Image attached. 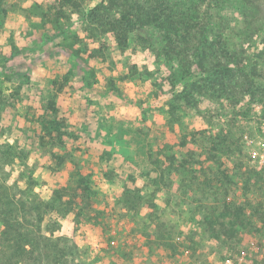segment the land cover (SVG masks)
<instances>
[{"label":"rangeland","instance_id":"1","mask_svg":"<svg viewBox=\"0 0 264 264\" xmlns=\"http://www.w3.org/2000/svg\"><path fill=\"white\" fill-rule=\"evenodd\" d=\"M53 1L0 0V144L24 151L20 186L33 178L32 200L37 194L50 202L54 188H70L82 174L90 189L79 199L82 219L48 214L43 227L61 224L55 235L75 246L71 264H234L237 238L228 244L205 230L195 173L207 148L221 137L254 133L263 111L264 92L255 87H264V0H223L217 10L218 31L237 52L232 56L257 60L246 113L222 91L195 109L172 102L176 63L157 59L134 38L119 51L105 37L111 55L90 60L82 51L83 18L76 10L55 20ZM99 1L84 0L79 11ZM222 161L230 174L236 170L227 156ZM20 165L12 166L11 183L20 178ZM211 169L216 164L206 173ZM240 186L233 185L235 197ZM166 232L184 234L187 255L183 245L171 249Z\"/></svg>","mask_w":264,"mask_h":264},{"label":"trees","instance_id":"2","mask_svg":"<svg viewBox=\"0 0 264 264\" xmlns=\"http://www.w3.org/2000/svg\"><path fill=\"white\" fill-rule=\"evenodd\" d=\"M221 1L100 0L87 13H82L79 8L84 0H54L53 15L55 20L64 21L77 10L75 15L81 16L85 24L82 51L92 61H107L111 51L104 38L110 37L119 51L128 49L134 38L141 47L151 49L157 59L163 57L169 63L175 62L170 73V86L175 89L172 102L181 101L184 106L195 109L203 98L222 91L227 93L230 105H240L246 113L249 111V97L254 95V82L249 76L258 74L257 60L244 54L236 58L232 56L237 52L231 51L229 38H224L218 31L217 10ZM243 34L249 35L246 31ZM240 51L244 53V49ZM247 68L251 73L245 72ZM4 77L11 78L7 74ZM236 90L240 95L235 94ZM260 90L263 93L264 87L256 85L255 91ZM49 134L53 132L49 130ZM219 140L205 152L204 163L209 168L200 162L201 168L194 172L198 187L204 191L202 198L196 201L203 206V224L210 238L226 240L229 244L236 237L233 248L236 249L247 234L259 230L258 225L246 216L247 207L253 204L257 218L264 220L262 204L255 202L258 196L264 197V173L249 167L241 137L230 141L221 137ZM16 149L12 144H0V264H71L75 246L69 238L55 235L61 224L51 220L54 227L43 226L48 214L66 219L74 212L76 218L82 219L79 199L84 200L90 192L85 185V176L79 175L78 184L69 185L70 188H54L50 202L43 201L37 194H33L32 200L33 178L29 176L26 188L20 186L26 163L24 151ZM224 156L235 165L236 170L231 174L222 161ZM53 158L58 164L64 163L58 155L53 154ZM17 160L21 162L20 178L11 183L12 166ZM214 164L216 169L207 174ZM236 183L242 184L238 187L240 189L237 188L242 192L238 197L232 194ZM230 194L233 200L227 202L225 198ZM166 233L169 234L166 241L171 240L170 247L174 252L177 251L174 242L177 234L183 238L179 244L186 246L183 233ZM185 251L188 249L184 247L180 252L184 254Z\"/></svg>","mask_w":264,"mask_h":264},{"label":"built area","instance_id":"3","mask_svg":"<svg viewBox=\"0 0 264 264\" xmlns=\"http://www.w3.org/2000/svg\"><path fill=\"white\" fill-rule=\"evenodd\" d=\"M260 113L261 119H255L253 122L256 125L254 133H247L241 137L243 147L248 154V165L251 169L257 172L264 173V106ZM264 191V183L262 184ZM227 202L233 200V195L230 194L226 198ZM256 204H262V211L264 212V197L258 196L255 200ZM248 218L252 219L258 225V231L247 234L234 251V264H264V220L257 218L254 212V205H249L245 211ZM176 244L182 243L183 238L177 234L174 238ZM188 251L184 252L187 255Z\"/></svg>","mask_w":264,"mask_h":264}]
</instances>
